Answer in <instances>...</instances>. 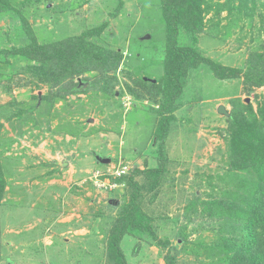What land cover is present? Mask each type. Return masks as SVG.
I'll return each mask as SVG.
<instances>
[{
  "label": "rangeland",
  "instance_id": "rangeland-1",
  "mask_svg": "<svg viewBox=\"0 0 264 264\" xmlns=\"http://www.w3.org/2000/svg\"><path fill=\"white\" fill-rule=\"evenodd\" d=\"M118 1L122 5L116 11ZM12 2H24L21 11L40 44L107 21L102 41L120 50L123 59L117 70L104 76L112 84L106 93L88 87L101 76L89 72L73 79L81 88L56 98L51 106L35 97L53 95L57 87L36 88L29 82L28 64L37 60L0 56V154L7 181L0 206V264H108L111 222L130 198V187L115 181L112 172L125 166L127 176L159 166L154 132L160 116L152 112L142 82L164 73L166 29L160 2ZM210 18L195 45L205 58L242 68L250 54L264 46L258 13L252 23L232 20L225 12L212 22ZM19 25L13 14L0 17V49L18 44ZM188 39L181 32L179 42L188 44ZM243 79L219 80L206 68L190 73L183 105L174 112L175 122L166 135L168 159L158 194L150 202L152 193L143 191L141 200L155 235L169 244L157 246L141 232L125 235L120 248L126 264H166L167 254L175 258L174 264L210 263L203 249L217 241L222 223L187 216L185 209L194 192L203 200L207 194L218 196V188L208 186V177L228 169L227 123L218 107L229 113L232 100L239 99L256 111L264 99V87L247 95ZM129 89L145 99L136 101ZM134 179L146 183L142 175Z\"/></svg>",
  "mask_w": 264,
  "mask_h": 264
},
{
  "label": "trees",
  "instance_id": "trees-1",
  "mask_svg": "<svg viewBox=\"0 0 264 264\" xmlns=\"http://www.w3.org/2000/svg\"><path fill=\"white\" fill-rule=\"evenodd\" d=\"M159 2L166 29L162 53L164 73L154 82L149 79L142 82L146 85L147 99L152 103V112L160 116L157 131L154 132L159 166L135 171L136 175L145 177L146 183L144 181L140 184L135 181V174L115 178L118 183L130 187V198L128 203L120 207L118 216L111 222L108 264H126L120 241L123 236L131 235L133 232L146 234L157 246L166 247L169 244L160 241L155 235L151 220L141 209V200L144 197L143 191L152 193L150 202L158 194L155 190L160 186L168 159L166 135L175 122L174 112L183 105L181 99L190 73L206 68L219 80L243 76L247 95L253 93L255 89L264 87V46L261 51L252 52L246 60L245 67L242 68L223 66L205 58L195 47L197 37L204 31L205 19L209 15L210 22L225 12L232 20L248 19L252 23L255 14L258 13L264 23V0H159ZM24 5V2L14 4L12 0H0V17L8 13L13 14L15 21L20 22L21 31L18 44L0 49V56L37 60L35 64H28L29 82L36 88L47 85L51 89L57 87V90L53 95L35 98L47 101L52 106L56 98L63 99L67 94L81 88V84H74L73 79L89 72H97L101 76L88 87L93 89L99 87L100 91L106 93L112 84L104 76L117 70L123 59L120 50L110 49L103 43L102 34L108 26L107 21L90 27L79 35H69L61 40L40 44L21 11ZM121 5L122 2L118 1L116 11ZM110 15L114 17L116 12ZM259 30L264 31V26ZM181 32L188 35V44L179 42ZM129 90L136 101L142 102L145 99L141 92ZM231 103L233 108L229 116L224 117L227 123L224 129V142L228 169L222 175H209L207 182L213 190L218 188V196L207 194L208 199L203 200L194 192L185 212L187 216L201 215L222 223L217 241L203 249V256L210 260L209 264H264V99L258 102L256 111L251 104L243 103L239 99L232 100ZM33 110L30 108V111ZM21 111L22 109L17 110ZM212 179L216 184H211ZM6 186L0 154V206ZM138 249L139 245L135 250ZM165 260L166 264H174L175 258L167 254Z\"/></svg>",
  "mask_w": 264,
  "mask_h": 264
},
{
  "label": "water",
  "instance_id": "water-1",
  "mask_svg": "<svg viewBox=\"0 0 264 264\" xmlns=\"http://www.w3.org/2000/svg\"><path fill=\"white\" fill-rule=\"evenodd\" d=\"M148 38H149V36H146L144 39H148ZM151 81L154 82V80H151ZM218 113L223 115V116H229V113L226 111V109L223 106H219L218 107ZM97 159L100 161L99 157H97ZM100 162L109 163L110 159L109 158H105L104 160H101Z\"/></svg>",
  "mask_w": 264,
  "mask_h": 264
},
{
  "label": "built area",
  "instance_id": "built-area-1",
  "mask_svg": "<svg viewBox=\"0 0 264 264\" xmlns=\"http://www.w3.org/2000/svg\"><path fill=\"white\" fill-rule=\"evenodd\" d=\"M125 170H126V167L123 166V167H121V170L116 169L115 172H112V175L114 178H119V177L126 174Z\"/></svg>",
  "mask_w": 264,
  "mask_h": 264
}]
</instances>
